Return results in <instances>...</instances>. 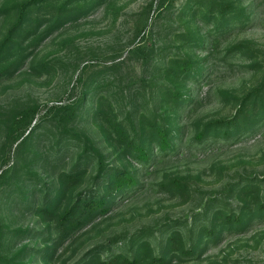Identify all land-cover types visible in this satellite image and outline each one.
Instances as JSON below:
<instances>
[{"label": "rangeland", "instance_id": "1", "mask_svg": "<svg viewBox=\"0 0 264 264\" xmlns=\"http://www.w3.org/2000/svg\"><path fill=\"white\" fill-rule=\"evenodd\" d=\"M21 1L0 0V9ZM73 1L85 12L0 79V264L131 258L142 242L167 264H264L254 204L242 225L209 231L216 212L240 213L243 187L264 202V87L244 100L264 80V0ZM13 21L0 12V40ZM242 102L245 116L228 123ZM100 103L134 146L147 137V155L110 140L94 116ZM150 124L168 140L146 134ZM72 171L81 181L54 200L58 175ZM115 174L112 186L124 187L110 194ZM79 198L106 199V208L57 239L38 209ZM173 232L191 253L171 254Z\"/></svg>", "mask_w": 264, "mask_h": 264}, {"label": "trees", "instance_id": "2", "mask_svg": "<svg viewBox=\"0 0 264 264\" xmlns=\"http://www.w3.org/2000/svg\"><path fill=\"white\" fill-rule=\"evenodd\" d=\"M75 2L73 0H25L12 5H5L0 9L2 13H8L13 11L14 21L7 29L5 35L0 40V79L4 77L12 76L17 69L22 65V63L30 55L31 50L35 48L43 38L50 34L55 29L64 25L65 23L76 19L82 13L84 9H76L73 7ZM94 3L92 4V6ZM83 11V12H82ZM79 13V15L77 13ZM40 31L39 35L37 33ZM264 87V80L260 85L253 91L249 92L244 100L247 102L251 97H256L259 95L261 88ZM252 107L254 111L255 103ZM245 111H247V105L242 102L238 108L236 117L228 121V123L234 124L236 126L237 117L245 116ZM261 118L264 116V103H260L259 113ZM96 119L104 120L108 126L109 138L113 142L120 143L125 149H129L132 156H137L134 153L137 148L139 153L145 155L148 154L146 148L143 146L147 137L142 139V143L138 146H134L133 141L129 138L127 131L124 127L116 121L113 116L111 119L107 117L105 111L100 103L94 112ZM256 120V119H255ZM223 124V121L219 122ZM255 121L253 120L248 125H245L243 130L250 129ZM150 129L146 130V134L149 132L151 136H156L158 139H162L163 142L167 141V135H169L166 130L161 129L155 124H150ZM169 142V141H168ZM136 148V149H135ZM101 158V157H100ZM104 171L102 162L98 161V171L96 173L97 177H100ZM116 174L108 181L107 186L110 194L118 193L122 190V187H113V178ZM83 177V172L72 171V172H62L58 175V188L56 190L54 200L60 199L66 192L71 191L74 186L81 181ZM173 186L180 189L182 183L180 180H174ZM240 201L242 202V207L240 213L234 215H226L221 212H216L213 217V228L212 231L218 223L221 226H232V225H242L245 223L249 217L251 204L256 206L257 216H264V202L260 200L258 188L255 186H245L240 191ZM249 194H252V199H248ZM106 199H77L74 202L67 204L61 211L55 212L53 200L46 204V206L38 209V214L44 218L45 222H53L59 231L58 238L63 240L70 236L72 233L86 225L97 215L104 211ZM219 219V221H217ZM167 246H170L171 254L178 252L180 255L191 253L184 249L183 242L177 232H173L167 240ZM172 257V256H171ZM169 259L165 256L156 257L152 254L151 247L149 243L142 242L137 245L136 253L131 257H127L122 254H117L112 258L107 260H102L97 256H94L88 260L83 261L80 264H167Z\"/></svg>", "mask_w": 264, "mask_h": 264}]
</instances>
